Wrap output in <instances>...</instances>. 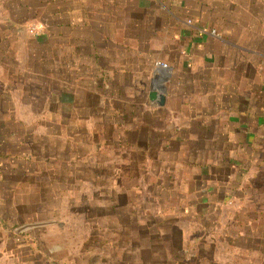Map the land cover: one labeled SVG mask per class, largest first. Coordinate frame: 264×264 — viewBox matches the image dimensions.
<instances>
[{"label":"crops","instance_id":"obj_1","mask_svg":"<svg viewBox=\"0 0 264 264\" xmlns=\"http://www.w3.org/2000/svg\"><path fill=\"white\" fill-rule=\"evenodd\" d=\"M20 93L66 111L80 94L118 103L130 125L115 128L144 161L179 151L201 229L264 264V0H0V103L18 109Z\"/></svg>","mask_w":264,"mask_h":264},{"label":"rangeland","instance_id":"obj_2","mask_svg":"<svg viewBox=\"0 0 264 264\" xmlns=\"http://www.w3.org/2000/svg\"><path fill=\"white\" fill-rule=\"evenodd\" d=\"M80 95L72 111L21 93L18 109L0 103V264H249L238 238L229 251L226 230L201 229L179 151L144 161L115 128L130 125L119 104Z\"/></svg>","mask_w":264,"mask_h":264},{"label":"water","instance_id":"obj_3","mask_svg":"<svg viewBox=\"0 0 264 264\" xmlns=\"http://www.w3.org/2000/svg\"><path fill=\"white\" fill-rule=\"evenodd\" d=\"M149 101L158 107H163L166 103V96L153 87L149 93Z\"/></svg>","mask_w":264,"mask_h":264},{"label":"built area","instance_id":"obj_4","mask_svg":"<svg viewBox=\"0 0 264 264\" xmlns=\"http://www.w3.org/2000/svg\"><path fill=\"white\" fill-rule=\"evenodd\" d=\"M188 23L191 24L192 21H189ZM32 28H33L32 31H37V29H36L35 27H32ZM200 32H202V31L200 30ZM203 32H205V31H203ZM209 33H210L212 36H214V37H217V36H218V32H217V30H215V29H211V30L209 31ZM156 67H157V68H162V69H168V68H169V67H168V64L163 63V62H157V63H156Z\"/></svg>","mask_w":264,"mask_h":264}]
</instances>
